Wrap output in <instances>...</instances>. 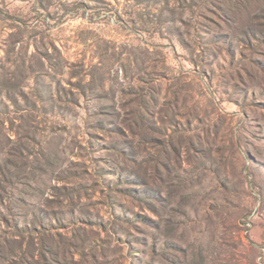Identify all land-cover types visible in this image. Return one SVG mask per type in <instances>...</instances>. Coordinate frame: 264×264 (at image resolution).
I'll return each mask as SVG.
<instances>
[{
  "label": "rangeland",
  "instance_id": "rangeland-1",
  "mask_svg": "<svg viewBox=\"0 0 264 264\" xmlns=\"http://www.w3.org/2000/svg\"><path fill=\"white\" fill-rule=\"evenodd\" d=\"M0 264H264V0H0Z\"/></svg>",
  "mask_w": 264,
  "mask_h": 264
}]
</instances>
